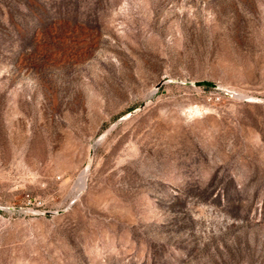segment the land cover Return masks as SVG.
Instances as JSON below:
<instances>
[{"label":"rangeland","instance_id":"374dc122","mask_svg":"<svg viewBox=\"0 0 264 264\" xmlns=\"http://www.w3.org/2000/svg\"><path fill=\"white\" fill-rule=\"evenodd\" d=\"M0 264H264V0H0Z\"/></svg>","mask_w":264,"mask_h":264},{"label":"water","instance_id":"95a60500","mask_svg":"<svg viewBox=\"0 0 264 264\" xmlns=\"http://www.w3.org/2000/svg\"><path fill=\"white\" fill-rule=\"evenodd\" d=\"M193 85L196 87H210V88H216L217 87V85H215L212 82H208V81L195 82Z\"/></svg>","mask_w":264,"mask_h":264},{"label":"bare ground","instance_id":"6f19581e","mask_svg":"<svg viewBox=\"0 0 264 264\" xmlns=\"http://www.w3.org/2000/svg\"><path fill=\"white\" fill-rule=\"evenodd\" d=\"M79 185H80L81 190H83V188H84L83 177L80 178V180H79Z\"/></svg>","mask_w":264,"mask_h":264}]
</instances>
